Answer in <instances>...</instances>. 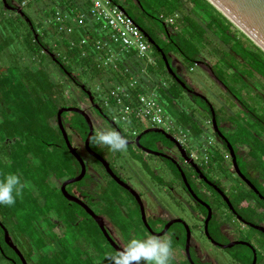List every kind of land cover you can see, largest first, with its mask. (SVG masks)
<instances>
[{
	"label": "flooded vegetation",
	"instance_id": "af4514ba",
	"mask_svg": "<svg viewBox=\"0 0 264 264\" xmlns=\"http://www.w3.org/2000/svg\"><path fill=\"white\" fill-rule=\"evenodd\" d=\"M6 5L9 12L15 13L30 27L34 36L29 24L33 26L34 21L24 12L31 4L21 8L18 0H11V5ZM10 7L21 9L25 16L9 10ZM165 32V39L170 41L172 34L167 27ZM28 33L25 32V36ZM43 53L55 61V54L48 50ZM166 56L170 63L176 61L170 52ZM57 66L89 101L88 104L79 99L75 104H66L65 94L59 90L62 95L59 100L65 104L58 105L57 114L64 109L84 112H65L62 122L72 147L84 162L86 174L80 182L67 185L64 193L63 186L80 176L82 166L72 156L64 140L57 115V127L63 143L50 142L45 147L47 153L57 157L53 162L62 161V171L51 170L47 183L43 184L47 189L45 192L36 175L25 182L27 189L21 180L25 192L17 197L15 210L22 209L25 203L32 206L28 214L42 211L44 216L37 214L29 223H24L16 211V215L13 211L8 214L0 206V252L4 263L53 264L51 256L59 255L63 250L74 255L79 252L76 259L91 260L89 264H110L107 257L126 247L130 238L155 236L171 241L170 264H226V261L228 264H254L255 259V264H264L262 160L256 157L260 154L258 150L257 154L254 152V146L246 142H231L221 128L232 131L231 126H225L227 122L224 120L219 122L221 109L215 107V103L209 102L207 113L203 110L206 124L213 128L214 139L205 136L203 130L193 123L187 128L174 126L170 132L156 126L145 130H125L114 114L109 116L102 109L99 96L74 74L72 80L64 66L58 63ZM175 66L174 72L177 73L178 64ZM179 69L181 71V67ZM8 70L0 67V125L4 123L3 112L8 114L6 96L1 88ZM178 75L183 78L181 72ZM187 85L198 93L188 82ZM184 90L191 99L195 98L193 92ZM87 91L91 92V97ZM211 109L220 134L213 127ZM68 116L70 122L67 121ZM176 118L178 121L181 119ZM90 126L93 136L87 144ZM0 130L5 132L7 129L3 125ZM99 131H117L126 140L124 150L113 152L107 146L95 144L93 137ZM24 148L20 136L0 139V179L7 173L19 174L21 179L23 165L19 163L22 161L15 165L17 160L14 161L13 153L23 157L22 149L24 152L27 149ZM261 154L264 160V152ZM36 155L31 152L26 159L25 173L37 170L40 164ZM70 156L75 160L73 175L69 169ZM21 226L32 227L41 235L43 247L38 249L28 241L25 243L18 231ZM84 227L95 230V243H87L74 233H80ZM70 233L74 237L71 243L67 239ZM64 263L68 264V260Z\"/></svg>",
	"mask_w": 264,
	"mask_h": 264
},
{
	"label": "rangeland",
	"instance_id": "374dc122",
	"mask_svg": "<svg viewBox=\"0 0 264 264\" xmlns=\"http://www.w3.org/2000/svg\"><path fill=\"white\" fill-rule=\"evenodd\" d=\"M141 1L146 10L154 15V18L144 14L136 0H119L121 5L132 15L140 27L152 36V39L161 49L165 48L171 51L172 57L177 61V63H175L176 61L173 60L174 67L178 64L177 71L182 73L181 76L193 86L200 95V97L195 96L194 99H191V97L185 93L182 86L172 79L166 68L159 66L160 60L158 56L155 55L154 48H152L154 53L152 54L156 59V64L150 68L153 71V82L158 83L157 87L160 94H157V97L165 107L168 124L176 128H180V126L187 128V126H191L193 123L195 127H199L203 130L205 136L214 139L213 128L206 124L207 118H204V116H206L204 111L207 113V109H210L209 102L215 103L216 105L214 104V106L221 109L219 113V122L221 123L223 120L226 121L227 124H225V126H231L232 129V131L226 128L223 129L220 125L222 131L233 143L246 142L249 146H254V152L256 153V150H258L257 153L260 154V156H255L262 160L261 165L264 171V160L261 154V152H264V136H262L264 133V65H261V62H252L247 58L249 52H253V54L262 58H264V55H261L260 51L253 46V41L251 40L252 42H250V39L234 24L236 29L230 27L229 30L234 39H230V37L226 38L222 36L215 26L209 24L205 16L198 11H196L197 13L193 12V6L187 5L184 8V14H181V18L176 21L179 25V22L189 15L190 24L187 25L186 28L179 25V28H177L178 32L176 31V33L180 34V37L174 38V40L182 45L184 51H190L191 48L200 51L199 62H202L203 65L198 64L199 62L192 64L186 61L183 56L176 51V44H172L169 39H165L167 35L165 28L167 27L169 30H172L173 27L167 25L165 21L158 19L161 13H165V16L171 15L165 10V7L163 8L161 0ZM50 11L53 12L49 0L33 2L30 7L24 9V12L32 18L36 25L42 23L43 28L41 26L39 32L42 33L43 30L48 32L49 35L44 41L49 48L53 50V53L58 57L61 56L63 61L65 60L64 63L71 67L73 74L78 77L84 85L91 89L97 97L99 96L98 100L100 101L102 109L111 116V114H113L111 113V109L103 105V100L105 98L103 94L109 89V84L102 85L104 80L101 76L97 75L91 69L85 70L82 65L78 66L72 58V60L70 59L67 61V49L61 39L56 35L54 27L50 23L52 16ZM219 19L229 28V24L225 22L223 18L219 17ZM25 32H29L25 22L21 19L19 20L15 13L0 9V51L7 45V48L0 52V67L11 69L10 75H14L17 78L23 77L26 73L25 69H23V67L21 68L19 63L31 64L30 61L33 60L32 66H39V58L31 57V55L26 52V47H24L25 43L23 41ZM242 33L246 37H244ZM260 50L263 51L262 49ZM42 60L44 61V70L49 75L53 76V80L58 83L59 90L65 94L64 98L66 104H75L79 99L89 104L85 95L75 87L68 77L61 74L58 66L49 59L48 55L43 56ZM206 62L213 67L216 77L206 69L204 65ZM138 63L140 66H145V62L141 60H139ZM179 67H181V71ZM101 85L103 93L98 91ZM160 87H164L166 90H162ZM56 98L58 99L56 101L60 104H65V102L62 101L63 103H61V100L59 101V97ZM235 105L236 107H234ZM243 107L245 109L247 108V111H245ZM176 114L178 118H181L180 121L177 120ZM70 119L71 118L68 116L67 121L70 122ZM71 123L73 122L71 121ZM119 125L125 130L132 128L145 130L153 126L145 119H141L138 122H119ZM164 129H167V126H164ZM24 167L23 165V173H25ZM6 175H8V173ZM26 177H36L35 172L26 174ZM24 184L27 189V183ZM42 186L45 187V185ZM167 203L169 204V201ZM31 207L32 206H26V204L23 203L22 209L15 210V205L11 207L3 206L2 208L5 212H8V214H12V211L15 215L18 213V216L24 223H29L31 217L37 214L40 217L45 215L42 211H38L35 214H28V212L31 211ZM16 227L19 228L18 226ZM21 228V230L18 229L19 235L25 243L28 241L31 246L34 244L38 249L43 247L42 236L33 230L32 227L25 228V226H21ZM74 233L87 243H95V241H97L96 232L91 228L84 227V230L80 233L77 231ZM67 239L70 240V243L73 241L71 240L74 239L72 233L68 234ZM110 253L111 252H109V254ZM71 262V259L68 260V263L72 264ZM0 264L6 263L0 258ZM44 264H47V262ZM226 264H228L227 261Z\"/></svg>",
	"mask_w": 264,
	"mask_h": 264
},
{
	"label": "trees",
	"instance_id": "16d2710c",
	"mask_svg": "<svg viewBox=\"0 0 264 264\" xmlns=\"http://www.w3.org/2000/svg\"><path fill=\"white\" fill-rule=\"evenodd\" d=\"M22 1L23 0H19L20 4L22 3ZM39 1L41 0H31L30 4ZM49 1L52 3L55 2L52 0ZM111 1L114 4H121L119 0H111ZM6 2L8 5H11V0H6ZM136 2L139 3L140 8L144 14H146L151 18H154L153 17L154 15L146 10L141 0H136ZM161 2L163 8L165 7L166 8L165 10H167L171 15L165 16L164 15L165 13H161L160 18L158 17L159 20L161 19V16H164V18L174 17L176 15V12H182V10L187 5L192 4L195 10L201 13L203 16H205L208 19L209 24L215 26V28L219 30L222 36L226 38L230 37V39H234V37L231 36V31L229 30L230 27H234V29H236L235 26L225 16H223L208 0H161ZM63 4L69 5V8H67L69 10L77 9L76 5L74 3L71 4L70 0H65ZM0 9L7 10L4 0H0ZM54 12H51L52 16ZM127 13L130 17H132V15L128 11ZM219 17L223 18L224 21L229 24V28L221 22ZM31 21L33 22L32 19ZM135 22L137 23L136 20ZM187 22H189V20H187ZM38 25H36L33 22V27L35 28L36 31L39 30V28L42 26V23ZM175 25H177V21L173 24L174 27L173 29H175ZM53 27H55V25H53ZM29 28L30 27L27 25V29L29 33L23 39L25 43L24 47H26V52L29 55H31V57L39 58V62H38L39 66L33 67L32 66L33 60L30 61L31 64L20 63L19 65L21 66L23 65L24 66L23 69H25L26 72L24 76L17 78L14 75H10L11 69H9L8 75H6L4 78V83L1 82V88H3L4 90L3 93L6 96L5 105L7 107L8 114L7 112L5 113L3 112L4 123L0 125V128L2 129V126L4 125L5 129L7 130L5 132L0 130V139L15 138L17 136L21 137V142H23V147L27 149L25 150V152L22 149L23 157H18V153H13V159L14 161L17 160L15 162V165L17 166L20 161L22 162L19 164L25 165L26 159H29L28 156L30 155L31 152L37 154L36 156L39 160L40 165L37 167V170L34 172L35 175L37 176L36 180L39 186L41 187L43 184L47 183V179L48 176L50 175L51 170L57 171L60 169L59 171H62L63 168L62 161H60V163L53 162L52 160L56 159L57 157L54 158V156L47 153V149L45 147V144L50 142L63 143V140L61 139L57 127V115H58L57 109L60 103L56 101L58 100L56 97H60L62 95H60L59 93L58 83L55 80H53V76L49 75L44 70L43 67L44 61L42 60V57L45 56L43 52L48 50L49 52L53 53V50L50 49L49 46L44 41V39L49 34L48 32L43 30L42 33L38 32V38H35L34 36H32V33L30 32ZM173 29L170 30V33L172 34L170 43L176 44V51L180 53L186 61H189L192 64L198 63L200 57V51H197L194 48H191L190 51H184L182 45L178 44L174 40V38L180 37V34L174 32L175 30ZM243 36L246 37L244 34ZM249 41L252 42L251 40ZM62 43L65 45V48L67 49V54H68L67 61H69L72 58L73 60H75V63L78 66L81 65L84 66L83 68L85 70L88 69L93 70L97 75L103 78L104 82L102 85L109 84L112 87L115 85L127 83L131 77H137L139 93H145V92L151 93V91H156V94L158 95L160 94V91L157 87L158 83L157 82L154 83L153 81H151V79H153L152 69L147 68L146 73L142 74L141 73L142 67L145 66H140V64L134 59L129 60L128 58L129 56L127 57L126 55H123L122 57H120L119 60L117 61L116 66H111V67L98 66V64L94 63L92 60L94 56V52L92 50L91 52L89 51L86 57L81 58V52L79 49L71 48L70 45L68 44V41H62ZM252 44L253 46L256 47L258 51H260L261 55H264L263 51H261L253 42ZM5 48H7V45ZM5 48H3L1 51H3ZM162 50L163 52H165V54L171 52L170 50H166L165 48H162ZM154 52L155 55H157L160 60L159 66H163L164 68H166L161 55L155 49ZM54 58L55 61L52 60V62H55L56 65L58 63L61 66H64L66 71L71 76L73 75L71 67L64 63L65 60L63 61V58H61V56L58 57L55 55ZM247 58H249V60L252 62H259V63L261 62V65H264V58L258 57L257 55L253 54V52H249ZM49 59L51 58L49 57ZM204 65L206 66V68L210 70L209 72H211L216 77L213 67L208 62L204 63ZM138 75H141V78H139ZM71 79L73 80L74 77L72 76ZM160 88L162 90L165 89L164 87L163 88L160 87ZM245 111H247V108L245 109ZM9 114H11V117H9ZM10 120H12V123H10ZM60 159L63 158L61 157ZM70 161L71 164L69 166V169H70V173L73 175L75 174L74 172L75 160L72 156H70ZM30 173L32 172L23 173L21 177L23 183H25L27 180H31V178L25 176L26 174H30ZM42 190H44L43 192H45L46 188L43 186ZM76 250L79 251L78 248H76ZM59 253H60L59 255L54 254L51 256V259L53 260L51 263L57 264L58 261H60V264H65L64 262L70 259L72 261L71 262L72 264H89L91 261V260L87 261L82 258H78L79 260H81L80 262L78 259H76L77 256L79 255V252L78 253L76 252V255H74L73 252H70L69 254L67 252H64L63 250ZM0 258L2 259L1 252H0Z\"/></svg>",
	"mask_w": 264,
	"mask_h": 264
},
{
	"label": "built area",
	"instance_id": "2783aa9c",
	"mask_svg": "<svg viewBox=\"0 0 264 264\" xmlns=\"http://www.w3.org/2000/svg\"><path fill=\"white\" fill-rule=\"evenodd\" d=\"M30 1L23 0L20 7L28 6ZM53 1L51 5L55 12L50 23L55 25V33L61 41H68L71 48L80 50L81 58L92 50L94 63L111 67L116 66L119 58L126 55L129 60L145 62L142 74L156 64L151 44L134 18L121 9V4H114L111 0H70L77 9L69 10V5L63 4L65 0ZM178 18V14L171 18L161 16L168 25H173ZM98 91L103 93V88L100 87ZM103 95V105L111 109L119 122L145 119L153 126H167L166 131L173 130L156 91L139 93L137 77H131L124 84L109 85Z\"/></svg>",
	"mask_w": 264,
	"mask_h": 264
},
{
	"label": "water",
	"instance_id": "95a60500",
	"mask_svg": "<svg viewBox=\"0 0 264 264\" xmlns=\"http://www.w3.org/2000/svg\"><path fill=\"white\" fill-rule=\"evenodd\" d=\"M218 11H220L232 24H234L238 29H240L250 40L253 41V43L258 46L260 49L264 51V0H208ZM5 6L6 0H4ZM121 9L127 13L126 9L124 7H121ZM9 10H13L17 12L18 14L25 16L23 11L18 8L10 7ZM128 14V13H127ZM28 22L29 19H28ZM32 31L34 33V36L38 38V35L36 31L34 30L32 23H29ZM142 29V28H141ZM146 39L151 44V46L161 55L166 70L168 73L174 78V80L182 86L183 89H188L190 92H193L188 88L187 81L181 78L178 75V72H174V64L170 63L168 60V57L163 52V50L157 45V43L149 36V34L142 29ZM198 64H202V62H199ZM194 96L200 97V95L196 92H193ZM87 94L91 97L92 94L90 91H87ZM212 110V124L215 130L220 134L217 120L215 118V113ZM74 112V113H80L84 114V112L78 110V109H64L60 110L58 112V124L60 126L62 135L64 137V140L72 154L78 161L80 162L82 166V172L80 176H78L75 179H72L68 181L64 186L63 190L65 193V187L70 184L78 183L80 182L86 174V167L84 165L83 160L79 157L77 150L74 149L69 141L68 135L64 129L63 122H62V114L65 112ZM93 136V129L90 126V133L87 138V144H89L91 138ZM231 151L232 147L230 146ZM233 154V151H232ZM234 155V154H233ZM256 263V259L254 261V264Z\"/></svg>",
	"mask_w": 264,
	"mask_h": 264
},
{
	"label": "clouds",
	"instance_id": "9594fccd",
	"mask_svg": "<svg viewBox=\"0 0 264 264\" xmlns=\"http://www.w3.org/2000/svg\"><path fill=\"white\" fill-rule=\"evenodd\" d=\"M97 145H104L113 152L124 150L126 140L117 131H99L93 137ZM23 185L18 175L9 174L0 179V206H13L21 196ZM172 245L168 238H130L126 247L107 259L110 264H170Z\"/></svg>",
	"mask_w": 264,
	"mask_h": 264
},
{
	"label": "crops",
	"instance_id": "0c3cea01",
	"mask_svg": "<svg viewBox=\"0 0 264 264\" xmlns=\"http://www.w3.org/2000/svg\"><path fill=\"white\" fill-rule=\"evenodd\" d=\"M189 5H192V4H189ZM193 6V5H192ZM192 11L193 12H196V10H195V8L193 7L192 8ZM184 9L182 10V12L180 13V12H176V14H178V15H183L184 13ZM197 13V12H196ZM201 14V13H200ZM181 18V17H180ZM190 18V16L189 15H187V17H184L183 19H182V21L181 22H179V25H181V26H183L184 28H186V26L187 25H189L190 23L189 22H187V20H190L189 19ZM179 25L177 24V25H175V30H177V28H179ZM171 26V25H170ZM172 27H173V25H172ZM174 28V27H173ZM174 30V29H173ZM178 32V31H177ZM201 65H203V64H201ZM207 69V68H206ZM208 70V69H207ZM208 71H210V70H208Z\"/></svg>",
	"mask_w": 264,
	"mask_h": 264
}]
</instances>
